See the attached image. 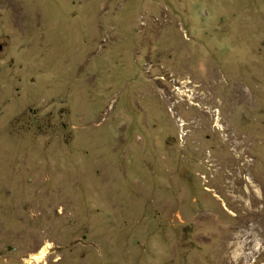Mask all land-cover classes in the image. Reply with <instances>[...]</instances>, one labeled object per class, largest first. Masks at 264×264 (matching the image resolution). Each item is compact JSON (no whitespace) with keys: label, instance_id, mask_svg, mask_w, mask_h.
Instances as JSON below:
<instances>
[{"label":"rangeland","instance_id":"obj_1","mask_svg":"<svg viewBox=\"0 0 264 264\" xmlns=\"http://www.w3.org/2000/svg\"><path fill=\"white\" fill-rule=\"evenodd\" d=\"M0 264H264V0H0Z\"/></svg>","mask_w":264,"mask_h":264},{"label":"bare ground","instance_id":"obj_2","mask_svg":"<svg viewBox=\"0 0 264 264\" xmlns=\"http://www.w3.org/2000/svg\"><path fill=\"white\" fill-rule=\"evenodd\" d=\"M49 245V244H48ZM48 248V247H47ZM45 252V250H40V253H38V255L37 256H35V255H33V256H31L30 258L34 261H36V262H39V261H41L42 259H44V253Z\"/></svg>","mask_w":264,"mask_h":264}]
</instances>
